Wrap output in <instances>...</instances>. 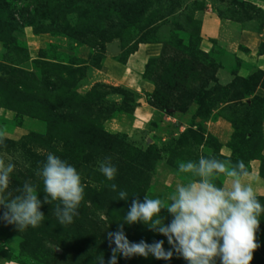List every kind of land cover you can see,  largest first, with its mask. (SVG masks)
<instances>
[{"label": "rangeland", "instance_id": "obj_1", "mask_svg": "<svg viewBox=\"0 0 264 264\" xmlns=\"http://www.w3.org/2000/svg\"><path fill=\"white\" fill-rule=\"evenodd\" d=\"M210 2L223 8L222 17L264 27V10L243 0H0V130L6 133L0 157L16 165L9 190L16 194L31 181L43 202L36 171L48 153L73 165L86 186L71 225L62 226L54 205L43 203L38 228L19 232L0 221V264H96L100 253L107 264L106 232L117 231L133 197H164L184 181L178 161L243 160L248 182L264 185V35L249 41L253 50L241 43L240 54L213 40L204 46L202 12ZM148 44L161 52L146 59L127 87L129 58ZM141 80L151 92L139 87ZM202 88L209 92L203 111L176 110ZM137 91L157 118L135 117ZM137 152L149 157L142 175L127 168ZM109 156L118 169L113 182L128 201H118L108 186L113 182L99 172V161ZM256 195L264 204V194ZM161 214L171 221L166 210ZM124 231L130 242L163 240L171 249L143 224H124ZM257 240L251 264H264V216ZM117 264L186 262L174 253L167 261L119 256Z\"/></svg>", "mask_w": 264, "mask_h": 264}, {"label": "clouds", "instance_id": "obj_2", "mask_svg": "<svg viewBox=\"0 0 264 264\" xmlns=\"http://www.w3.org/2000/svg\"><path fill=\"white\" fill-rule=\"evenodd\" d=\"M5 135L0 130V145L4 144ZM15 168L11 158L6 162L0 157V221L15 226L19 232L38 228L45 219L40 210L43 203L54 205L52 213L62 226L74 222L85 200L86 186L73 165L53 153L47 154L36 171L43 185V202L37 185L31 181L17 187L16 194L9 190ZM99 172L107 181H115L118 169L110 156L99 161ZM181 174L184 181L176 182L166 196L145 194L142 202L139 196L131 199L123 221L117 223V231L106 232L111 249L107 264H117L119 256H153L167 261L174 253L186 264H251L260 247L257 233L264 204L248 182L251 174L245 162L202 155L198 160L178 161L177 175ZM221 180L223 183H218ZM108 186L118 192V201L129 200L128 192L118 190L116 183ZM165 210L171 217L169 223L161 214ZM124 224H143L149 231L166 237L171 249H164L163 240L151 244L144 240L130 242ZM96 264H105L103 253L96 257Z\"/></svg>", "mask_w": 264, "mask_h": 264}, {"label": "crops", "instance_id": "obj_3", "mask_svg": "<svg viewBox=\"0 0 264 264\" xmlns=\"http://www.w3.org/2000/svg\"><path fill=\"white\" fill-rule=\"evenodd\" d=\"M246 3H250L258 8H261L264 10V0H243ZM222 10V7H219L218 4L214 5L212 2H210L202 12V25H201V34L203 39V44L205 45V42L207 40H215L216 44H218L220 47L224 48L225 51L230 52L231 54H240L239 49L241 46V43L247 44L252 48L253 46L249 43L250 40L256 39L257 36H263L264 35V27H260L259 30L255 29V25H252L251 22L249 23H237L234 22L225 16L222 17L220 13L218 12ZM237 25V26H236ZM257 31V32H256ZM264 44V41H263ZM207 47V46H206ZM205 47V48H206ZM161 52L160 45H140L138 47V50L134 52L131 57L129 58V62L126 66V77H129V83H127V80H124V83L127 87H130L132 78H136V70H139L140 72L146 65V59L153 56H158ZM140 58V60H139ZM259 62L260 64L264 65V53L260 54L259 56ZM136 64H140V68L136 66ZM132 74V75H130ZM141 82V83H140ZM141 84L139 87H142L144 90L149 91L152 90V87L147 82L139 81ZM138 92V91H137ZM151 92V91H149ZM139 93V92H138ZM141 94H137L138 99V106L135 109V117L139 119L140 121L148 122L146 121L148 118L153 119L157 118L155 113H152V111L147 110L145 108V99L138 96ZM143 102L144 104H141ZM153 109V108H151ZM149 119V120H150ZM251 176L248 178V181L251 180ZM255 179V175L253 176ZM253 180V179H252ZM257 182L256 185H253L255 192L260 191L264 194V185L260 184L258 185ZM263 190V191H262Z\"/></svg>", "mask_w": 264, "mask_h": 264}, {"label": "trees", "instance_id": "obj_4", "mask_svg": "<svg viewBox=\"0 0 264 264\" xmlns=\"http://www.w3.org/2000/svg\"><path fill=\"white\" fill-rule=\"evenodd\" d=\"M140 6H141V4L139 3V1H137V7L139 8ZM213 41L216 43L215 40H213ZM137 50H138V48L134 52H136ZM124 92L126 93V90ZM207 93H209V92L204 93L203 88L194 92L193 95H190L186 99V102H184L181 105H177L176 110L180 111L182 113H185L187 115L189 112H191L192 108H195L196 106H198L200 108V110L203 111L202 108H205V106H208V103L206 102V97L204 95ZM152 106H154V105H152ZM207 116H209V114H207ZM130 159H131L130 160L131 162L127 163V165H128L127 168L130 172H131L132 168L138 169L137 174H139V175H142V174H145L148 172V169L150 167V164L148 161L149 157H146V155L144 153L143 154H141L140 152L134 153V157H132ZM133 180L138 181L139 178L136 175H133L132 181Z\"/></svg>", "mask_w": 264, "mask_h": 264}]
</instances>
